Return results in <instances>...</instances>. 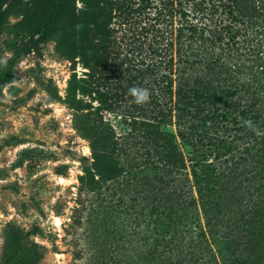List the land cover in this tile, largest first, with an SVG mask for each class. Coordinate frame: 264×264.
I'll return each instance as SVG.
<instances>
[{
  "label": "trees",
  "instance_id": "1",
  "mask_svg": "<svg viewBox=\"0 0 264 264\" xmlns=\"http://www.w3.org/2000/svg\"><path fill=\"white\" fill-rule=\"evenodd\" d=\"M83 1L82 21L91 9ZM8 2L0 0V22ZM75 2L57 0L44 30ZM91 18V54L83 59L90 81L80 86L83 92L104 98L102 85L127 92L136 84L152 93L149 103L123 112L133 126L127 138L135 137L129 145L91 119L93 112L76 117L92 152L80 175L82 205L102 209L113 227L122 219L127 230L110 239L109 264H264V0H96ZM120 26L136 33L133 40L148 34L146 54L144 43L123 46ZM110 71H121L128 85ZM76 81L69 80L64 99L46 89L78 110L91 107L77 97ZM174 116L177 133L169 128ZM115 187L121 208L101 195ZM132 190L129 205L124 198Z\"/></svg>",
  "mask_w": 264,
  "mask_h": 264
},
{
  "label": "rangeland",
  "instance_id": "2",
  "mask_svg": "<svg viewBox=\"0 0 264 264\" xmlns=\"http://www.w3.org/2000/svg\"><path fill=\"white\" fill-rule=\"evenodd\" d=\"M56 1L9 0L0 22V61H7L0 63V264H109L110 239L127 233L122 219L120 226L113 227L102 209L91 212L82 205L80 175L84 163L92 160V152L89 140L76 125V117L93 112L91 119L99 120L103 129L112 127L129 145L135 137L127 138L133 126L123 112H132L135 102L129 91L120 87L102 85L101 93L109 94L104 98L99 93L83 92L80 86L90 81V68L83 59L91 54L93 26L89 22L96 0H90V16L85 20L80 19L87 4L76 0L74 10L45 31ZM135 25L142 30V24ZM135 34L128 26H120L119 41L125 46ZM139 35L133 41L144 43L146 54L151 38L147 33ZM65 52L76 60L63 56ZM109 73L113 80L128 85L121 71ZM73 77L77 79V97L91 107L78 110L55 100L46 89L52 87L64 99ZM85 119L82 115L79 121ZM174 123L175 116L169 128L177 133ZM177 140L180 143L179 136ZM143 152L137 145L140 160H144ZM190 179L197 194L191 172ZM134 183L141 182L136 179ZM106 189L101 195L123 207L116 204L121 196L119 188ZM134 192L124 198L129 205H134L130 201ZM122 239L125 244L126 239Z\"/></svg>",
  "mask_w": 264,
  "mask_h": 264
},
{
  "label": "clouds",
  "instance_id": "3",
  "mask_svg": "<svg viewBox=\"0 0 264 264\" xmlns=\"http://www.w3.org/2000/svg\"><path fill=\"white\" fill-rule=\"evenodd\" d=\"M0 63L6 64L7 61H0ZM129 95L133 98L134 102L137 105H144L146 103H149L151 100L152 93L148 88L145 87H131L129 89ZM244 126L250 128L253 132H255L257 135H261L259 130L254 126L253 122L251 120H245L243 121Z\"/></svg>",
  "mask_w": 264,
  "mask_h": 264
}]
</instances>
